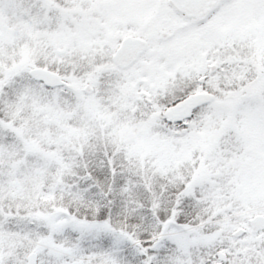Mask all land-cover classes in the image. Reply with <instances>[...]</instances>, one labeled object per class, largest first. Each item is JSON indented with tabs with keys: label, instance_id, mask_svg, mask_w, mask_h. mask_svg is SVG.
<instances>
[{
	"label": "snow or ice",
	"instance_id": "snow-or-ice-1",
	"mask_svg": "<svg viewBox=\"0 0 264 264\" xmlns=\"http://www.w3.org/2000/svg\"><path fill=\"white\" fill-rule=\"evenodd\" d=\"M0 264H264V0H0Z\"/></svg>",
	"mask_w": 264,
	"mask_h": 264
}]
</instances>
